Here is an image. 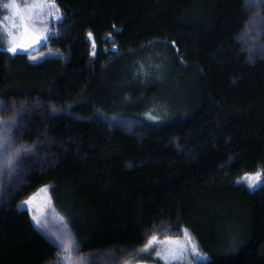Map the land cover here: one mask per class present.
Masks as SVG:
<instances>
[{"label":"trees","instance_id":"1","mask_svg":"<svg viewBox=\"0 0 264 264\" xmlns=\"http://www.w3.org/2000/svg\"><path fill=\"white\" fill-rule=\"evenodd\" d=\"M54 1L37 51L0 39V115L20 149L0 173V264H66L21 206L43 186L82 264H136L151 236L185 229L196 264H264V179L241 180L264 170V25L258 47L242 39L264 3Z\"/></svg>","mask_w":264,"mask_h":264},{"label":"rangeland","instance_id":"2","mask_svg":"<svg viewBox=\"0 0 264 264\" xmlns=\"http://www.w3.org/2000/svg\"><path fill=\"white\" fill-rule=\"evenodd\" d=\"M12 2L13 0H0V39H2V43L7 47H12L13 43L22 45L23 47H18L17 51H37L43 44L48 41L49 37L51 36L52 26L60 21L62 17L60 8L54 0H15V3L20 6L19 11L23 14L24 22L27 24V31H25L22 27H20V15H14L15 10L12 8L3 7V4H9ZM263 3V0H247V4L250 7L255 8L257 12L258 10H262L261 7ZM26 5L28 7H26ZM32 5H42V7H31ZM51 5H55V7H51ZM263 25L264 21L262 15H255L247 25L246 34L242 37V39L253 44L255 47H258V39L260 33L262 32ZM5 30H7V32H11L14 39L9 38ZM43 54V52H36L34 54V58H39ZM0 120L5 122L3 126H0V132H3L4 135L8 136L7 120L3 117V115H0ZM124 122L127 125L133 124V122L128 120H125ZM12 146L15 148V145L12 144ZM244 175L245 174H243L241 178ZM263 179L264 176L262 174L260 177V181L255 183L251 188L258 187L263 182ZM244 182L249 186L246 181ZM41 188H47V194L51 197L48 186H43ZM38 190L31 194L28 198L23 200L21 206L29 210L33 223L37 227L42 229L50 238L61 244L63 247L70 245V256L72 264H82L81 260L74 253V248H76V241L72 235V232L70 231L64 220L63 222L60 221L59 217H61V215L57 212L52 198L48 200L47 197L41 194V196L37 197L33 201V203L29 205L24 204V201L32 198L38 192ZM33 217L39 218L41 222L38 224L36 220L33 219ZM153 236H155L158 241H162L164 243H159L148 248V250L146 251L148 257L146 259H139L136 264H196L199 260L204 258L203 253L200 251L196 241L191 235L190 236L193 238V242L197 247L198 254L193 253L190 245H187L181 252L177 244L167 243V241H179L180 243H184L185 241L183 235L180 237L169 238H162L158 234H155ZM153 236H151V238ZM157 251L160 252V255H156ZM171 251H175L180 256V258L173 260L170 254ZM64 255H69V253L65 252ZM164 256L168 257L167 261L162 258Z\"/></svg>","mask_w":264,"mask_h":264},{"label":"snow or ice","instance_id":"3","mask_svg":"<svg viewBox=\"0 0 264 264\" xmlns=\"http://www.w3.org/2000/svg\"><path fill=\"white\" fill-rule=\"evenodd\" d=\"M3 7L14 9L15 10L14 15H20V18H21L20 27H22L25 31H27V24L24 22L23 14L20 13V11H19L20 6L15 3V0H13V2L9 3V4H3ZM26 7H28V6L26 5ZM31 7H42V5H32ZM51 7H55V5H51ZM5 31H6V34L9 38L14 39L13 34L11 32H7V30H5ZM17 34H19V33H17ZM18 47L22 48L23 46L13 43V46L8 48V51L15 53L17 51ZM4 123H5L4 121L0 120V126H3ZM24 150L27 151V149H24ZM19 154H20V149L14 148L10 142V138L8 136L4 135L3 132H0V173H2L4 169H12L13 165L16 161V157ZM262 174H264V170H258L255 174H245L241 179L243 181H246L249 184V186L252 187V186H254L255 183L260 181V177ZM47 193H48L47 188H41L40 190H38V192L32 198L24 201V204L29 205V204L33 203V201L37 197L41 196V194H43L45 197H47L48 200H50L51 197L48 196ZM53 211H54V209H53ZM33 219H35L38 224L41 222L40 219L37 217H33ZM59 219L62 222L64 220V218L62 216L59 217ZM65 227H66V225H65ZM183 236H184V241H185L184 243H180L179 241H167V243L177 244L179 246V249L181 252L185 249V247L187 245H190L193 253L198 254L197 247H196L195 243L193 242V238L188 234L186 229L183 232ZM159 243H164V242L158 241L157 238L155 236H153L148 241V244L145 245L144 251H147L148 248L152 247L153 245L159 244ZM70 250H71L70 245L63 247V251L66 253H69V255H66L63 258V261L66 262V264H72L71 256H70ZM170 254H171V258L173 260L180 258V256L175 251H171ZM156 255H160V252L157 251ZM138 258L139 257H137L136 259H138ZM162 258L165 259L166 261L168 260L167 256H164ZM128 264H133V261L129 260Z\"/></svg>","mask_w":264,"mask_h":264}]
</instances>
